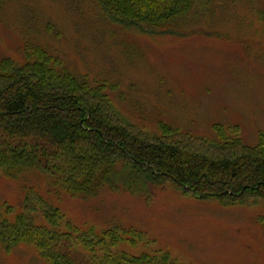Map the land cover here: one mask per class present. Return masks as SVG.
Returning <instances> with one entry per match:
<instances>
[{
  "label": "rangeland",
  "instance_id": "obj_1",
  "mask_svg": "<svg viewBox=\"0 0 264 264\" xmlns=\"http://www.w3.org/2000/svg\"><path fill=\"white\" fill-rule=\"evenodd\" d=\"M176 25L142 33L111 22L93 0H6L0 55L21 60L26 45L43 47L106 84L127 123L152 136L162 124L210 138L217 126L238 127L247 145L264 144V0H204ZM24 187L0 171V206L21 212ZM54 202L81 231H140L118 247L134 256L162 249L178 264H264V205L256 199L199 200L167 183L150 200L103 191ZM0 264L49 263L32 248L0 246Z\"/></svg>",
  "mask_w": 264,
  "mask_h": 264
},
{
  "label": "trees",
  "instance_id": "obj_2",
  "mask_svg": "<svg viewBox=\"0 0 264 264\" xmlns=\"http://www.w3.org/2000/svg\"><path fill=\"white\" fill-rule=\"evenodd\" d=\"M93 1L125 30L165 33L204 0ZM22 56L0 55V171L25 184L21 212L0 206L4 252L25 246L49 264H178L162 249L137 256L118 249L140 231L79 230L54 202L65 196L111 191L150 200L171 183L199 200L264 205V144L247 145L238 127L217 126L210 138L161 123L152 136L127 123L106 84H92L41 46L26 45Z\"/></svg>",
  "mask_w": 264,
  "mask_h": 264
}]
</instances>
